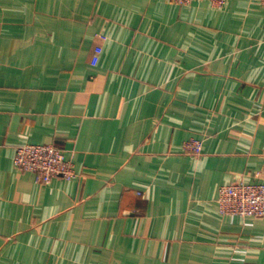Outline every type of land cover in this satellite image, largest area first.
Instances as JSON below:
<instances>
[{
  "label": "crops",
  "instance_id": "crops-1",
  "mask_svg": "<svg viewBox=\"0 0 264 264\" xmlns=\"http://www.w3.org/2000/svg\"><path fill=\"white\" fill-rule=\"evenodd\" d=\"M26 143L78 176L38 183ZM237 179L264 182L261 0H0V264H264Z\"/></svg>",
  "mask_w": 264,
  "mask_h": 264
},
{
  "label": "built area",
  "instance_id": "built-area-1",
  "mask_svg": "<svg viewBox=\"0 0 264 264\" xmlns=\"http://www.w3.org/2000/svg\"><path fill=\"white\" fill-rule=\"evenodd\" d=\"M200 0H173L178 5H188ZM216 7H224L228 0H207ZM264 4V0H261ZM101 41L106 36L100 35ZM102 45L95 47L92 62L97 65L102 53ZM202 141L190 139L183 145L186 153L199 155L202 151ZM14 165L22 172H30L38 183L48 184L54 177L60 176L70 181L78 176L73 162L67 158L63 149L53 144L20 145L16 149ZM218 206L223 215L242 218H264V182H247L237 179L230 184L222 185L218 193Z\"/></svg>",
  "mask_w": 264,
  "mask_h": 264
}]
</instances>
